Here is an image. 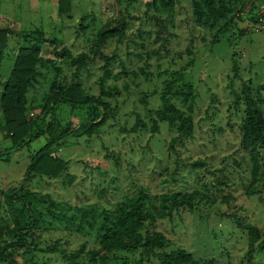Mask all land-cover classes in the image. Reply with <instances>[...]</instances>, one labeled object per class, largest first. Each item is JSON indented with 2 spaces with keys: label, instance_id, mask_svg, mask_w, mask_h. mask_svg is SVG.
Segmentation results:
<instances>
[{
  "label": "rangeland",
  "instance_id": "1",
  "mask_svg": "<svg viewBox=\"0 0 264 264\" xmlns=\"http://www.w3.org/2000/svg\"><path fill=\"white\" fill-rule=\"evenodd\" d=\"M148 1L151 0H72L71 11L66 15L51 7L47 0H0V17H9L14 22L0 62L3 80L9 75L16 49L31 42L22 35L40 30L47 39L40 41L41 56L52 60L49 66H61L62 74L71 82L73 68L66 64L68 59L59 44L69 49L73 56L88 51L103 20L122 14L127 17V34L119 42L109 41L103 52L114 54L128 70L138 71L147 62L153 75L151 82L139 79V87L130 79L119 78L115 83L121 86L127 81L129 89L117 98V120L103 126L99 133L67 135L55 145L57 155L69 163L64 178L35 176L25 185L38 197L47 198L40 207L42 212H46L44 208L53 201L58 205L53 210L66 214L73 222L68 225L52 222L49 229L35 230L39 238L36 246L41 249L57 243L66 253L83 244L85 250L94 249L96 244L92 237L73 230L85 206L116 210L125 197L143 186L154 191L146 206L151 215H156L160 204L157 192L199 189L215 201L210 203L209 199H202L193 211L178 208L170 217L157 218L152 225L146 223L145 231L166 236L169 239L167 249L182 247L196 258H214L216 264H264V248L259 245L252 257L246 255V239L230 216L258 226L260 233H264V181L255 187L254 194L247 193L250 164L246 152L239 146L243 101L239 102L238 109L234 107V94L241 93L243 84L255 88L264 82V33L255 31L254 23L250 22L251 0L245 1L242 13L236 15L233 25L214 43H210L212 35L194 23L190 0H177L173 11L174 33L168 41L154 42V21L148 18L153 10L145 13ZM138 29L150 33L139 34ZM201 36L204 40L199 39ZM52 39L58 43L57 48L50 43ZM190 46L193 54L188 56L185 52ZM157 49L160 54L157 57L138 55ZM102 64L97 58L82 69L80 83L86 93H99ZM178 69L183 71L184 79L191 82L195 91L192 137L171 146L176 133L164 122L158 133L128 132L135 112L143 114L137 91H147L154 83L160 86L161 72ZM41 71L39 83L28 92V100L33 99L35 107L53 78L50 67L43 66ZM34 110L38 113L40 108ZM57 117L68 115L65 110H58ZM75 122L77 119H73ZM46 141V135H42L26 148L9 154V161L0 159V224H11L5 193L22 179L29 154L40 149ZM8 145L5 132H0V151L6 150ZM198 159L205 165L192 167ZM45 218L48 223V216ZM18 260L21 264L28 260L33 264L61 262L59 255L43 252L21 254Z\"/></svg>",
  "mask_w": 264,
  "mask_h": 264
},
{
  "label": "trees",
  "instance_id": "2",
  "mask_svg": "<svg viewBox=\"0 0 264 264\" xmlns=\"http://www.w3.org/2000/svg\"><path fill=\"white\" fill-rule=\"evenodd\" d=\"M245 1L190 0L192 19L197 27L206 29L212 35L210 43H214L233 25L236 15L242 13ZM263 1H249L252 11L250 22H255L257 4ZM176 2L177 0H151L146 3L145 13L149 9L153 10L148 18L154 21V42L166 43L173 35V11ZM71 5L72 0H58V12L68 15ZM127 29V17L122 14L103 20L88 51L73 56L69 49L59 44L68 59L66 64L73 68L71 82L62 74L61 66H49L48 62L52 60L41 56L40 41L47 39L40 30L22 35L31 41L30 44L16 49L8 77L5 80L0 77V132L4 131L9 140L7 149L0 151V159L9 161V154L26 148L30 142L42 135H46L47 141L40 149L29 154L22 179L16 187L5 193L11 224H0V263L21 264L18 260L21 254L43 252L59 255L62 262L59 264H216L214 258H196L182 247L167 249L169 239L166 236L160 232L145 231L146 223L152 225L157 218L170 217L178 208L193 211L202 199H209L210 203L215 201L199 189L157 192L159 210L156 215H151L146 205L154 191L138 185L137 192L125 197L116 210L88 205L80 212L73 230L92 237L96 248L85 250L83 244L79 249L66 253L57 243L41 249L36 246L39 238L35 230L49 229L52 222L68 225L72 219L64 213H56L53 209L58 205L53 201H49L44 208L46 212H42L40 207L48 201L47 198L38 197L25 185L35 176L47 179H62L66 176L69 163L54 151L55 145L65 136H91L99 133L106 124H113L117 120V98L129 89L127 81L121 86L115 83L119 78L130 79L137 87L139 79L142 78L144 82H151L153 79L149 63L145 62L138 71L128 70L129 68L114 54L106 55L103 52L109 41H121L126 36ZM138 32L150 33L141 29H138ZM10 35L9 30L0 27V62ZM201 38L204 40L205 37L201 36L199 39ZM55 41L52 39L50 43L57 48L58 43ZM185 53L188 56L193 54L191 46ZM138 55L151 58L160 54L157 49ZM97 58L102 60L103 64L102 75L98 79L99 93L94 95L84 91L80 83V73ZM114 64H118L120 68ZM43 66L50 67L53 78L48 83V90L36 103L40 111L35 113L36 107L32 103L34 100H28V92L39 83L38 78L42 76ZM160 76V86L154 83L147 91H137L143 114L135 112L134 122L128 132L137 133L144 130L158 133L161 123L164 122L168 129L176 133L171 139L172 146L175 142L182 143L194 133L193 112L196 96L193 85L184 79L181 69L170 72L165 70ZM234 95V107H237L241 100L244 105L240 112L239 146L246 152L250 164L247 193L254 194L255 187L264 181V82L255 88L243 84L241 93ZM58 110H65L68 117L58 119ZM73 119H77V122L73 123ZM203 165L205 162L198 159L193 162L192 167ZM47 216L48 223L45 218ZM230 216L246 239L247 256L252 257L256 245L264 248V233H260L258 226L244 223L237 216ZM26 264H33L32 260H28Z\"/></svg>",
  "mask_w": 264,
  "mask_h": 264
},
{
  "label": "built area",
  "instance_id": "3",
  "mask_svg": "<svg viewBox=\"0 0 264 264\" xmlns=\"http://www.w3.org/2000/svg\"><path fill=\"white\" fill-rule=\"evenodd\" d=\"M258 13L254 22V30L264 33V1L257 4Z\"/></svg>",
  "mask_w": 264,
  "mask_h": 264
},
{
  "label": "crops",
  "instance_id": "4",
  "mask_svg": "<svg viewBox=\"0 0 264 264\" xmlns=\"http://www.w3.org/2000/svg\"><path fill=\"white\" fill-rule=\"evenodd\" d=\"M51 7L56 8L58 11V0H47ZM14 22L9 17H0V27L12 31L14 29Z\"/></svg>",
  "mask_w": 264,
  "mask_h": 264
}]
</instances>
